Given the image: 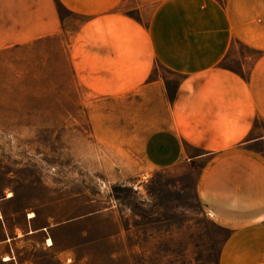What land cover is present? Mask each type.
I'll return each instance as SVG.
<instances>
[{"label": "crops", "instance_id": "obj_1", "mask_svg": "<svg viewBox=\"0 0 264 264\" xmlns=\"http://www.w3.org/2000/svg\"><path fill=\"white\" fill-rule=\"evenodd\" d=\"M62 38L77 100L128 134V165L199 163L197 197L229 231L218 264H264V0H0V48ZM31 218L0 206V264H69Z\"/></svg>", "mask_w": 264, "mask_h": 264}, {"label": "rangeland", "instance_id": "obj_2", "mask_svg": "<svg viewBox=\"0 0 264 264\" xmlns=\"http://www.w3.org/2000/svg\"><path fill=\"white\" fill-rule=\"evenodd\" d=\"M66 40L0 48V206L8 221L33 214L48 228L49 253L63 252L69 264H218L229 231L197 197L201 165L141 173L128 165L137 150L117 149L129 146L119 140L128 134L100 132L95 104L77 100L59 47ZM231 51L250 53L239 43Z\"/></svg>", "mask_w": 264, "mask_h": 264}, {"label": "bare ground", "instance_id": "obj_3", "mask_svg": "<svg viewBox=\"0 0 264 264\" xmlns=\"http://www.w3.org/2000/svg\"><path fill=\"white\" fill-rule=\"evenodd\" d=\"M29 217H33V214H30V215H29ZM48 242H49V244L51 243V241H50V240H48Z\"/></svg>", "mask_w": 264, "mask_h": 264}]
</instances>
